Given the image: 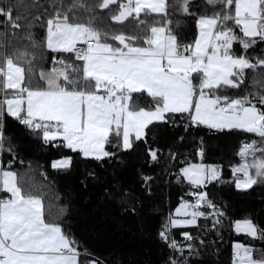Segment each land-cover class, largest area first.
Returning a JSON list of instances; mask_svg holds the SVG:
<instances>
[{
  "label": "snow or ice",
  "instance_id": "obj_1",
  "mask_svg": "<svg viewBox=\"0 0 264 264\" xmlns=\"http://www.w3.org/2000/svg\"><path fill=\"white\" fill-rule=\"evenodd\" d=\"M207 2L222 5V11L199 17L198 35L188 45H181L169 27L148 25L140 19L142 13L166 16L168 0H100L96 5L100 9L117 6L111 19L124 24L132 18L144 26L146 35L102 33L91 23L70 22L67 12H56L47 20L46 47L53 52L74 53L75 59L83 63L74 65L54 58V64L61 66L41 71L39 79L44 85L32 86V69L20 62L28 53L5 55L0 60V93H4L0 114L6 111L29 129L42 132L45 143L59 139L64 147L96 160L115 155L106 149L109 145L132 149L144 139L150 125L166 123L169 114L176 113H187L193 125L238 129L264 141V110L248 97L219 94L224 88H238L244 82L245 70L264 67V59L252 63L231 51L234 42L247 50L257 39L264 41V0ZM188 4L189 0H182L185 13ZM75 7L88 10L82 3ZM0 17L12 28L20 27V17L14 18L10 7H0ZM229 21L242 36L228 26ZM109 39L118 43H109ZM27 63L31 65V61ZM145 93L151 98L147 108L139 106L134 95ZM259 103L264 104V95H260ZM2 140L0 125V149ZM257 151L264 153V148H257L255 141L240 149L244 162L232 170L237 188L247 189L258 183V178L264 179V157L254 158L251 163L247 160ZM149 155L157 159L156 150L149 149ZM70 165L71 157L52 163L54 169ZM182 172L197 187L219 176L215 167L203 164H191ZM0 187L11 194L8 199H0V264H80L75 240L59 224L45 220L39 195L24 192L12 171L0 170ZM198 197L196 204L185 202L176 210L177 216L191 219L170 218L172 227L195 224L197 217L204 215L198 211L202 201L214 207L206 193ZM235 227L237 232L257 236L250 220L237 222ZM167 231L166 225L160 232L165 240ZM171 246L175 247V242ZM234 264H264V257L254 258L253 249L236 244Z\"/></svg>",
  "mask_w": 264,
  "mask_h": 264
},
{
  "label": "trees",
  "instance_id": "obj_2",
  "mask_svg": "<svg viewBox=\"0 0 264 264\" xmlns=\"http://www.w3.org/2000/svg\"><path fill=\"white\" fill-rule=\"evenodd\" d=\"M99 2L0 0V7H10L14 18L20 17V27L15 29L0 17V60L26 51L28 55L20 62L26 69L31 67L32 86L43 85L38 77L40 71L61 66L54 64V58L81 65L72 53L52 52L45 46L47 20L56 12H67L70 22L91 23L102 33L146 35L144 26L132 18L124 24L114 22L111 17L117 6L100 9L96 6ZM78 3L88 10L73 8ZM181 3L182 0H168L167 15L150 16L145 23L160 25L168 19V27L180 44L188 45L196 37L197 19L222 11V5L189 0L185 13ZM228 26L242 36L233 22L229 21ZM231 51L256 63L264 59V41L257 39L247 50L234 42ZM219 94L248 97L264 110V104L259 103L260 95H264V67L245 70L244 82L238 88H224ZM134 95L139 106H151L146 94ZM2 97L0 93V100ZM0 125L1 168L12 162L8 169L17 174L23 191L42 198L45 220L59 224L75 240L80 264H232L234 244L253 249L254 258L264 257V179L258 178L252 187L238 190L232 171L244 162L239 155L244 144L255 141L257 148H264V141L257 135L237 129L213 130L193 125L187 113L169 114L168 122L150 125L144 139L132 149L109 145L106 149L115 155L96 160L82 157L62 142L45 143L42 132L7 115L0 114ZM149 149L157 151L156 160L151 159ZM66 157H71L69 168H51L52 161ZM262 157L264 153L257 151L247 160L251 163ZM191 164L219 167V176L202 186H193L181 174ZM199 193H206L214 207L202 201L198 211L204 215L197 217L195 226L172 227L169 221L176 207L185 202L196 204ZM245 220L257 228L256 237L236 231V223ZM166 225L167 240L160 236ZM173 242L175 247L171 246Z\"/></svg>",
  "mask_w": 264,
  "mask_h": 264
},
{
  "label": "crops",
  "instance_id": "obj_3",
  "mask_svg": "<svg viewBox=\"0 0 264 264\" xmlns=\"http://www.w3.org/2000/svg\"><path fill=\"white\" fill-rule=\"evenodd\" d=\"M150 16H161V17H165V15H161V14H155V13H153V14H151ZM150 16H145L143 13L141 14V17H144V19L143 20H145V22L146 21H148L149 19H150ZM164 19V18H163ZM198 20V19H197ZM168 22H169V20L168 19H164V23H161L160 25H164V26H167L168 27ZM197 22V21H196ZM139 26H143V25H139ZM196 36L198 35V28H197V23H196ZM146 34H147V32H146ZM45 37H46V31H45ZM196 38V37H195ZM109 43H114L113 41H108ZM114 44H117L116 42L114 43ZM45 46H46V43H45ZM47 48V47H46ZM48 49V48H47ZM49 50V49H48ZM49 51H51V50H49ZM53 52V51H52ZM74 56V55H73ZM83 63V62H82ZM49 71H51V70H44V72H49ZM41 72V71H40ZM39 72V73H40ZM39 73H38V77H39ZM41 81V80H40ZM42 83H43V85H44V82L43 81H41ZM146 94V93H145ZM147 95V94H146ZM4 98V93H3V97H2V99ZM148 98H150V97H148ZM151 99V98H150ZM147 108V107H146ZM3 115H7V116H9L8 114H7V112L6 111H3V113H2ZM9 117H11V116H9ZM11 118H13V117H11ZM202 126H205V125H202ZM205 127H207V126H205ZM208 128V127H207ZM213 130H216V129H213ZM224 130H229V129H224ZM238 130V129H237ZM242 131V130H241ZM254 134V133H253ZM56 141H58V142H62L61 140H59V139H57V140H55V141H53V142H56ZM63 144V143H62ZM1 154V153H0ZM81 154V153H80ZM1 156V155H0ZM81 156L82 157H84L82 154H81ZM84 158H86V157H84ZM61 159H63V158H61ZM61 159H57V160H61ZM88 159V158H87ZM89 159H94V158H89ZM57 160H54V161H57ZM54 161H52L51 162V168L52 169H54L53 167H52V163L54 162ZM198 165V164H197ZM186 167H188V166H186ZM185 167V168H186ZM206 167H208V166H206ZM212 167H214V166H212ZM215 168L217 169V171H218V168L219 167H216L215 166ZM0 170H8V171H12V172H14L13 170H11V169H8V168H5V169H3V168H1V164H0ZM56 170H58V169H56ZM63 170V169H62ZM183 176V175H182ZM183 178L185 179V177L183 176ZM188 183H190L187 179H185ZM215 179H208V180H206L205 181V183L207 182V183H209V182H212V181H214ZM204 183V184H205ZM191 184V183H190ZM191 185H193V184H191ZM194 186V185H193ZM235 187H236V181H235ZM237 188V187H236ZM238 190H245L244 188H237ZM248 189V188H247ZM10 196H11V194L10 193H7V192H5V191H3L2 190V187H0V199H8V198H10ZM180 205L181 204H179L177 207H176V209L178 208V207H180ZM174 212H175V210H174ZM176 217H178V218H184V219H186L185 217H183V216H177V215H175ZM172 218H174V213H173V217ZM177 228H179V227H177ZM245 233V232H244ZM247 234V233H246ZM234 260H235V246H234V248H233V255H232V264H234Z\"/></svg>",
  "mask_w": 264,
  "mask_h": 264
},
{
  "label": "rangeland",
  "instance_id": "obj_4",
  "mask_svg": "<svg viewBox=\"0 0 264 264\" xmlns=\"http://www.w3.org/2000/svg\"><path fill=\"white\" fill-rule=\"evenodd\" d=\"M184 169V168H183ZM4 171H8V170H4ZM181 174L183 175V172L181 171ZM186 179V178H185ZM182 204V203H181ZM179 208V207H178ZM176 210L177 209H175V212H174V218H171V219H179V220H184V218H178V217H176L175 215H176ZM189 211H191V209H189ZM183 217H185V216H183ZM186 219H191V216H187V217H185ZM197 224V219H196V223L195 224H191V225H186V226H179V228H182V227H192V226H195ZM174 228H177V227H174ZM236 244H234L233 245V248H234V246H235Z\"/></svg>",
  "mask_w": 264,
  "mask_h": 264
},
{
  "label": "built area",
  "instance_id": "obj_5",
  "mask_svg": "<svg viewBox=\"0 0 264 264\" xmlns=\"http://www.w3.org/2000/svg\"><path fill=\"white\" fill-rule=\"evenodd\" d=\"M78 47H86V45H83V44H78L77 45ZM73 55H74V57H75V54L74 53H72ZM81 62H83V61H81ZM0 164H2V157L0 156ZM12 165V162H7V164H6V166H7V168L8 167H10Z\"/></svg>",
  "mask_w": 264,
  "mask_h": 264
},
{
  "label": "flooded vegetation",
  "instance_id": "obj_6",
  "mask_svg": "<svg viewBox=\"0 0 264 264\" xmlns=\"http://www.w3.org/2000/svg\"><path fill=\"white\" fill-rule=\"evenodd\" d=\"M132 20H134V19H132Z\"/></svg>",
  "mask_w": 264,
  "mask_h": 264
},
{
  "label": "water",
  "instance_id": "obj_7",
  "mask_svg": "<svg viewBox=\"0 0 264 264\" xmlns=\"http://www.w3.org/2000/svg\"><path fill=\"white\" fill-rule=\"evenodd\" d=\"M116 43H118V42H116Z\"/></svg>",
  "mask_w": 264,
  "mask_h": 264
}]
</instances>
